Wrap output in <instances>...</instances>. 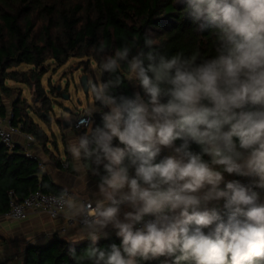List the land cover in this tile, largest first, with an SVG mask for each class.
Wrapping results in <instances>:
<instances>
[{
    "label": "clouds",
    "instance_id": "obj_1",
    "mask_svg": "<svg viewBox=\"0 0 264 264\" xmlns=\"http://www.w3.org/2000/svg\"><path fill=\"white\" fill-rule=\"evenodd\" d=\"M173 3L191 45L101 42L83 79L80 114L101 122L82 119L67 144L74 171L95 178L59 195L75 226L61 234L89 241L75 264H264V0ZM125 80L131 96L117 94ZM109 230L120 243L101 246Z\"/></svg>",
    "mask_w": 264,
    "mask_h": 264
},
{
    "label": "trees",
    "instance_id": "obj_2",
    "mask_svg": "<svg viewBox=\"0 0 264 264\" xmlns=\"http://www.w3.org/2000/svg\"><path fill=\"white\" fill-rule=\"evenodd\" d=\"M182 8L183 5H176L173 0H0V118L12 112L13 124L32 134L53 156L47 147L53 139L33 115L47 122L52 116L54 102L43 86V77L51 65L56 71L72 57L87 58L89 62H84L87 65L97 64L96 47L101 42L108 45L109 51L130 41L143 46L145 33L173 51L188 47L195 40L194 35L188 34L194 25L189 18L181 16ZM201 48L208 50L203 38ZM21 64L31 68L18 70ZM108 78L109 74L104 73L102 79ZM10 82L33 88V101H40V105L31 103L22 88ZM136 90L133 82L125 80L117 94L131 96ZM100 122V113H94L93 127ZM74 131L79 135L87 129ZM55 159L63 166L64 160ZM39 189L54 194L65 190L50 180L24 146L16 144L10 148L0 141V216L10 209L13 196L22 201ZM111 243H120V238L112 236L99 241L101 246ZM88 245L89 241L74 244L60 238L47 245L31 244L25 249L23 263L75 264L71 251L74 249L79 255ZM145 264H160V261Z\"/></svg>",
    "mask_w": 264,
    "mask_h": 264
},
{
    "label": "crops",
    "instance_id": "obj_3",
    "mask_svg": "<svg viewBox=\"0 0 264 264\" xmlns=\"http://www.w3.org/2000/svg\"><path fill=\"white\" fill-rule=\"evenodd\" d=\"M44 78L45 76L43 77V86L45 87L48 96L54 102V99L51 97L48 88L45 86ZM10 84L13 86L21 87L24 96L29 101H31V103H33L35 106L40 105V101L36 103L33 101L34 93L31 92L32 90L30 87L21 83L10 82ZM49 84L51 87L52 83L49 82ZM23 86L29 88L31 98H28L26 96V88ZM10 111L11 110L9 108V112ZM31 112H33V109L31 110ZM53 112H56V109H54ZM59 112L60 109L58 113ZM78 112L81 113L82 110ZM33 115L35 121L39 123V125L43 129L45 128L39 122V120L46 123V125L48 126V130H51L50 133L52 134V137L54 139H56V134L53 131V120H55L57 123L58 130L62 135L63 143L62 146L59 145L57 140H50L47 143L49 152H52L53 156H51L50 153L46 152L43 146L40 145L37 141L31 146H27V149L34 155V158L39 161L41 168L54 184L65 189L69 188L73 191L74 194H88L90 189L95 187V180H93L90 176L82 177L77 172H75L71 161V156L67 152V144L69 140L73 136L77 135V133L72 128L71 124L72 120H74L77 114L75 116L74 112L73 114L67 112L56 114L57 116L53 117V119L49 120V122L43 120L39 115H36L35 113H33ZM36 118L39 119L36 120ZM64 121L66 124L63 123ZM47 133L49 134V132ZM51 134H49V136ZM15 138L18 144L26 147V140L21 134L16 135ZM55 158L62 160L68 159V161L70 162V168H63V166L58 165L56 161L57 159ZM228 178L231 179L236 177L232 176ZM62 232L67 233L69 235L75 232V226L73 221L66 218L64 214L60 217L52 218L45 213L34 211L22 221H12L1 215L0 241L3 240V242L0 244V264H23L25 257V249L28 245L31 244L47 245L56 238L64 239L70 243H73L69 241L65 235H62ZM109 233L110 234L106 238H102L101 240L116 236L114 230H109ZM86 241L88 240H81L75 242L74 244H80Z\"/></svg>",
    "mask_w": 264,
    "mask_h": 264
},
{
    "label": "rangeland",
    "instance_id": "obj_4",
    "mask_svg": "<svg viewBox=\"0 0 264 264\" xmlns=\"http://www.w3.org/2000/svg\"><path fill=\"white\" fill-rule=\"evenodd\" d=\"M86 60L88 61L87 58L82 59V58L72 57L65 65L61 66L56 71L52 69V65H51V70L47 72V74L45 75L44 78L45 86L48 88L51 97L54 99V109H56L57 112V113L56 112L52 113L53 117H56L57 116L56 114H61L65 112L70 114H73L74 112V116L76 114L79 115L80 113L78 111L83 110L87 106L89 102V98L85 89L82 86L81 78L84 75H88L90 73L92 66L96 64L94 62H90L87 65L84 63ZM29 68H31L30 65L21 64L17 69L27 70ZM92 74L94 75V73ZM49 82L52 83L51 87ZM23 87L26 88V96L28 98H31L29 88L26 86ZM31 90H32L31 92L33 93L35 92L33 88ZM66 96H69V98H66ZM65 108L71 109V112L65 110ZM59 109L60 112L58 113ZM38 119L39 118H36V120ZM39 122L43 125V127L47 130V132L51 134L50 133L51 130H48V126L46 125V123L42 122L41 120H39ZM53 131L56 134V139H54L51 134L52 139L57 140L59 145L62 146L63 143L62 135L58 130L57 123L55 120H53Z\"/></svg>",
    "mask_w": 264,
    "mask_h": 264
},
{
    "label": "built area",
    "instance_id": "obj_5",
    "mask_svg": "<svg viewBox=\"0 0 264 264\" xmlns=\"http://www.w3.org/2000/svg\"><path fill=\"white\" fill-rule=\"evenodd\" d=\"M82 119L91 121L93 124V115L91 116H82L81 114L77 115L73 121L74 129L86 128V125H81L80 121ZM21 134L26 140L27 146H31L36 142L35 137L32 134L24 133L20 130L19 127L13 124V113L10 112L8 116L4 119L0 118V141L6 146L12 148L17 142L15 135ZM27 153L34 157V155L27 149ZM43 166V165H42ZM69 162L67 160L63 161V167H68ZM246 179V178H242ZM69 193L74 194L73 191L67 188ZM59 195L54 193H46L42 190H36L31 192L24 200L17 201L13 196L10 209L3 215L4 217L12 221H22L26 219L32 212H42L47 214L52 218H57L62 216L64 213L61 210L59 204ZM24 264V263H23Z\"/></svg>",
    "mask_w": 264,
    "mask_h": 264
},
{
    "label": "water",
    "instance_id": "obj_6",
    "mask_svg": "<svg viewBox=\"0 0 264 264\" xmlns=\"http://www.w3.org/2000/svg\"><path fill=\"white\" fill-rule=\"evenodd\" d=\"M87 75H84V76H82V78H81V81H82V84H83V79L86 77ZM86 79V78H85ZM87 93V92H86ZM66 98H69V96H66ZM53 110H54V108H53ZM65 110H68L69 112H71V109H69V108H65ZM50 118V120H52L53 119V117L52 116H49ZM52 117V118H51ZM64 124H66L65 123V121L63 122Z\"/></svg>",
    "mask_w": 264,
    "mask_h": 264
},
{
    "label": "bare ground",
    "instance_id": "obj_7",
    "mask_svg": "<svg viewBox=\"0 0 264 264\" xmlns=\"http://www.w3.org/2000/svg\"><path fill=\"white\" fill-rule=\"evenodd\" d=\"M52 117H53V114H52ZM50 120V119H49Z\"/></svg>",
    "mask_w": 264,
    "mask_h": 264
}]
</instances>
